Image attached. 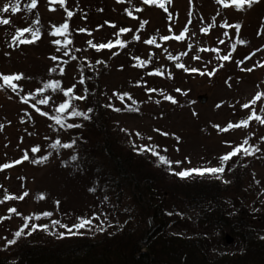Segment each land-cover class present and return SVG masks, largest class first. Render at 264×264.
<instances>
[{"label": "rangeland", "instance_id": "obj_1", "mask_svg": "<svg viewBox=\"0 0 264 264\" xmlns=\"http://www.w3.org/2000/svg\"><path fill=\"white\" fill-rule=\"evenodd\" d=\"M28 3L31 0H21V10L15 14L0 12L10 19L9 25L0 26V76L19 74L23 77L12 82L18 86L19 94L0 79V85H3L0 87V166L12 165L0 170V199L5 197V190L14 197L28 193L22 200L11 199L0 204V217L11 216L0 222V248L6 249L7 254L14 251L9 241L33 236L34 231L31 235L26 234L32 224L48 225L49 231L64 234L68 233L67 229L59 225L53 227L52 220L71 227L86 214L87 218L99 217L93 219L92 227L87 229L98 237V225H122L128 218L132 219L133 226L138 225L143 220L141 206L115 165L118 157L127 163L131 154L134 155L133 163L147 165L146 169L153 165L168 197L179 190L168 173L219 167L220 157L247 139L249 145L260 151L249 159L250 172L240 179L241 189L238 190L240 186L235 185L230 173L224 172L221 177L234 187L235 192L230 195L245 196L249 203L263 201L264 125L251 119L246 128L241 126L227 132L220 129L230 122L235 125L248 119L252 108L243 109L242 105L257 94H261V100L253 107L264 118V112H261L264 67L260 66L264 64V0L251 5L247 0L243 4L230 0L228 8L216 0H152L149 4L143 0L119 3L117 0H65L63 5L59 0L55 3L37 0V7L27 11L24 5ZM160 4H164V8ZM5 5L11 6L10 0H0V9ZM65 8L68 11L77 8L75 22L80 29L86 30L77 31L74 40L71 35L68 37L72 41L68 49L76 60H72L71 55H64V36L51 35L64 23L69 24L70 33L75 32L72 29L75 25H70ZM36 20H39L38 24ZM225 23L230 27L221 26ZM29 27L39 29V38L32 44L14 43L18 30ZM185 27L188 31L184 33V39L176 40L174 37L181 35ZM205 28L207 32L203 31ZM120 29L131 31L116 35ZM224 32L228 35H223ZM134 35H139L140 39L134 40ZM165 36L172 38L162 40ZM25 37L30 38V33H25ZM150 38H155L161 47L146 44ZM56 40L61 44H55ZM109 41L113 44L111 49H98V45ZM118 41L124 42L125 46L119 47ZM57 47L61 51H57ZM226 54L228 61L216 58ZM53 55L58 57L57 61L50 58ZM169 55L173 59H168ZM195 56L200 58L194 59ZM62 61L67 63H60ZM57 63L64 68L62 76L49 74V69ZM177 63L206 74L186 72L177 68ZM221 64L224 65L222 68ZM248 67L253 71H241ZM158 69L162 71L158 73ZM81 71L84 85L78 82ZM85 71H88V78ZM213 71L215 75H209ZM49 80H59L65 90L75 85L74 94L86 96L73 104L77 110L87 112L90 118L66 121L81 127L60 128L53 119L40 115L31 107L35 104L36 108L52 116L55 107L67 99L62 92L53 93L51 89L43 95L37 93V89ZM89 82L92 85H88ZM20 88L23 91H19ZM85 88L87 92H84ZM200 95L207 97L206 103L198 101ZM43 96H51L48 105L36 103ZM119 96H124L123 102ZM166 96L174 98L176 103L165 99ZM24 97L28 98L27 104L23 102ZM114 108L121 111H114ZM96 118L103 129L97 125L92 129ZM105 137L113 151L111 157L103 148ZM56 139L72 143L74 147L53 149L50 145ZM141 145L156 146L159 154L172 162L171 169L158 165V158L150 152L141 153ZM35 146H39V151L33 153ZM25 152L29 160L22 159ZM45 156L48 159L44 162H32ZM72 156L77 160L72 161ZM146 156H151L150 161ZM176 161L181 163L177 166ZM124 167L128 169V165ZM10 208H15L16 213L10 214ZM45 212L52 213L51 217L33 219L21 238L14 236L24 225L25 217L42 216ZM186 226L179 225L177 229L197 230ZM261 227L264 235V224ZM42 240L46 238L38 239Z\"/></svg>", "mask_w": 264, "mask_h": 264}, {"label": "trees", "instance_id": "obj_2", "mask_svg": "<svg viewBox=\"0 0 264 264\" xmlns=\"http://www.w3.org/2000/svg\"><path fill=\"white\" fill-rule=\"evenodd\" d=\"M69 11L74 13L69 20L75 25V32L71 31L74 40L80 29L75 22L77 8ZM96 125L104 128L97 118L92 129ZM106 138L102 140L103 148L111 157L113 151ZM253 156L241 153L224 164L236 186L250 172L249 159ZM133 157L131 154L125 164L118 157L115 165L141 206L143 223L133 226L128 218L122 225H98L99 237L87 229H81L78 235L64 233L63 237L57 231L36 230L33 236L11 244L13 254L0 248V264H264V199L249 203L245 196L230 195L234 187L222 180L223 174H217L219 178L205 175L182 179L175 172L168 175L175 179L179 190L166 197L161 176L153 165L146 169L147 165L133 163ZM146 157L150 161L151 156ZM84 215L81 218H87ZM185 224L197 230L177 229ZM39 234L46 240L38 241L42 238Z\"/></svg>", "mask_w": 264, "mask_h": 264}, {"label": "snow or ice", "instance_id": "obj_3", "mask_svg": "<svg viewBox=\"0 0 264 264\" xmlns=\"http://www.w3.org/2000/svg\"><path fill=\"white\" fill-rule=\"evenodd\" d=\"M52 2L55 3L56 0H52ZM59 2H60L61 5H63L65 3V0H59ZM117 2L118 3L119 2H123V0H117ZM151 2H152V0H143V3H145V4H149ZM216 2L219 3V4H222L225 8H228V7L231 6L230 5V0H216ZM231 2H235L237 4H243L245 2V0H231ZM257 2H259V0H247V3L249 5H251L253 3H257ZM10 5L11 6L5 5L2 9H0V12L5 13V14L11 12L12 14H15V13H17V12H19L21 10V0H14V2H13V0H10ZM36 7H37V0H31V3H28V4L24 5L25 10H27V11H31L32 9H35ZM160 7L164 8V4H160ZM53 10H55V9H53ZM64 10L67 13V19L70 20L71 17L74 15V13L71 12V11H68L67 8H65ZM137 11H140V9H137ZM165 11H167V9H165ZM36 23L38 24L39 20H36ZM143 23H146V22H142V24ZM9 24H10V19H8V18H0V25H9ZM110 26L115 28V25H110ZM221 26L222 27H230V25H227V23H225V24H223ZM236 28H237V34H238L239 26L237 25ZM68 30H69V24L68 23H64L61 26L57 27L56 30L51 33V35H53V36H60V35L64 36V44H63L64 55H71V52L68 49V45L71 44L72 41L68 38L71 35V33ZM78 31L84 32L86 30L85 29H80ZM129 31H131V29H120L119 33H117L116 35H120L121 33H127ZM187 31H188V29H187V27H185V29L183 30L181 35L175 36L174 38L176 40H183L184 39V33H186ZM203 31L207 32L208 29L205 28V29H203ZM25 33H30V38L25 37ZM88 34L91 35V33H88ZM223 35H228V33L224 32ZM39 36H40L39 29L33 30V28L29 27V28H25L23 30H18L17 35L15 36V39H14L13 42L14 43L18 42L19 44H23V45L32 44L33 42H35L39 38ZM22 37H24V38H22ZM170 38H172V37H168V36L161 37V39L165 40V41L169 40ZM133 39L138 41L140 39V37H139V35H134ZM54 43L57 44V45H60L61 41L60 40H56ZM89 43H91V42H89ZM117 43H118L119 47H121V48L125 46L124 42L118 41ZM145 43L148 44V45H155L157 48L161 47L159 44H157L155 38L147 39L145 41ZM220 43L223 44L224 40L221 39ZM240 43L243 44L244 41L241 40ZM93 47H97V46L93 45ZM112 47H113V44H112L111 41H109L107 44L98 45V49H105V48L111 49ZM189 48H191V45H189ZM56 50L57 51H61V48L57 47ZM75 50L79 51V49H75ZM213 51H216V49H213ZM50 58L53 61H57L58 60V57H56L55 55H53ZM199 58H200L199 56H195L194 57V59H199ZM216 58L219 59V60L228 61L229 60V55L226 54V55H223V56H217ZM71 59L72 60H76L77 58H76L75 55H71ZM168 59L171 60V59H173V57L171 55H169ZM176 59H179V57H176ZM249 59H250V57H249ZM60 63L66 64L67 61H62ZM60 63H57L56 67H52V68L49 69V74L50 75H52V74H58V75H61V76L64 75V68L60 67ZM143 63H147V62H143ZM237 63L240 64V63H243V61H237ZM223 66H224L223 64L220 65L221 68ZM260 66L264 67V64H262ZM176 67L177 68H182L186 72H188V71L199 72V74L202 75V76L206 74L205 72L200 71L199 69H196V68L189 69V68L185 67V65L182 64V63H177ZM57 69H59L58 73H57ZM161 71L162 70H159V69L157 70L158 73L161 72ZM241 71L251 72V71H253V68L252 67L241 68ZM149 74L151 75L152 73H149ZM209 75H215V72L213 71L212 73H209ZM22 78L23 77L21 75H19V74L0 76V79L5 81L7 83V86L10 87L13 92H17V94H19V92L17 91L18 86L16 84L12 83V82L13 81H19ZM78 82L81 85L85 84V79H84L82 71H81V77H80ZM0 87H3V85H0ZM49 89H51V91L53 93H56L57 91L62 92V94L67 99L64 100L63 102L59 103L58 106L55 107V114L52 115V116H49V113L42 112L39 108H36L35 104L31 105V107L35 108L36 111L40 113V115L48 116L49 119H53L55 124L59 125L60 128H63V129H73V128H78V127L82 126L80 124L67 123L66 121L69 120V119H75L77 117H80V118H82L84 120H87V119L90 118L87 112L77 110L76 106L73 104V101H82V100L86 99V96H84V95L74 94L75 85H72L70 88L65 90V89L62 88L61 82L59 80H49L48 82H45L43 84L42 88L37 89V93L43 95V93L46 92ZM19 91H23V89L20 88ZM149 91H155V90L154 89H150ZM177 91H179V89H177ZM84 92H87L86 88L84 89ZM186 94L187 93H185V95ZM30 95H31L32 99H36L35 95H32V94H30ZM119 99L123 102L124 96H119ZM129 99H130V97H129ZM165 99L170 100L174 104L176 103V100L174 98H172L171 96H166ZM50 100H51V96H43V98L38 99L36 101V103L40 104V105H48ZM260 100H261V94H257L249 103H246V104L242 105L243 109H248L250 107L252 108L251 115H250V117L248 119L242 120L241 122L236 123L235 125H233L230 122L225 128L220 129V131L227 132L229 129L240 128L241 126L246 128V127H248L249 120H251V119H255L259 124L264 125V118H262L260 115H258L256 110H255V108L253 107ZM23 102L27 104L28 103V98L24 97L23 98ZM133 103H135V101H133ZM69 109H71V111H69ZM113 110L117 111V112L121 111L120 108H114ZM90 111L91 110H89V112ZM261 112H264V106L261 107ZM214 127L219 128V126H214ZM0 130H2V126H0ZM157 131H159V130H157ZM162 134L163 135H168L167 133H162ZM137 135L139 136V133H137ZM149 139H151V138H149ZM262 139H264V138H262ZM245 145H247V147H245ZM50 147L53 148V149H56L58 147L59 148H63V149H71V148L74 147V144H72V143H62V141L60 139H56L55 142L50 145ZM38 151H39V146H35V147L32 148V152L33 153H36ZM139 151L141 153L150 152L153 156H156L158 158L159 165L166 166L169 169H171L172 162L169 160V158L167 156L160 155L156 146H154V145L153 146H143V145H141ZM164 151H167V149H165ZM258 151H260V150L257 147H255L253 145H249L248 144V140L245 139L240 146H237V147L233 148L232 151H230L229 153H227L225 155H222L220 157L221 166H219V167H209L207 169H201V168L186 169V170L181 171L179 173H173V174H176V175L180 176V178H182V179L183 178H192L194 176H205V175H216V178H219V176L217 174H223L225 172L224 164L227 161L231 160L233 157H236V156H238L241 153L244 156H252V155L256 154ZM22 159L23 160H29V156H28L27 152H25V154H24ZM47 159H48V157L45 156V157H42L40 160H33L32 162H34V163L44 162ZM71 160L72 161H76L77 157L76 156H72ZM16 163L19 164V163H21V161H16ZM180 163H181L180 161H176L175 162V164L177 166ZM189 163H190V161H189ZM11 166L12 165L5 164L3 166H0V170H2L3 168L11 167ZM225 183H227V181H225ZM90 190L94 191V189H90ZM27 195H28V193L25 192L20 197H14V196H11V195L7 194V190H5V197L3 199H0V204H3L6 200H11V199H20V200H22ZM8 212L10 214L11 213H16V209L15 208H10V209H8ZM51 215H52V213L45 212V213H43L42 216L41 215H36L34 217H25L24 218V220H25L24 225L22 226L21 229H19L16 233H14V236L16 238H21L22 234H25L24 230L29 227V224L31 223V221L33 219L40 220V219H43V218H50ZM10 218H11L10 215L7 216V217H0V222H3L4 219H10ZM93 219H99V217L80 218L79 219V223L74 225V226H72L71 228H69L67 225L60 224V222L58 220H52L51 223H52L53 227H56L57 225H59L62 228H66L67 232L69 234L78 235V234H81L80 233L81 229H88V228L92 227ZM38 228L40 230H44V231H48L49 230L48 225H42L41 226V225L32 224L31 230L28 231L26 234L27 235H31V233L33 231H36ZM60 235H61V237H63V234H60ZM15 242H16L15 239H13L12 241H9L10 244H14Z\"/></svg>", "mask_w": 264, "mask_h": 264}, {"label": "water", "instance_id": "obj_4", "mask_svg": "<svg viewBox=\"0 0 264 264\" xmlns=\"http://www.w3.org/2000/svg\"><path fill=\"white\" fill-rule=\"evenodd\" d=\"M198 101L204 104V103L207 102V97L204 96V95H200V96L198 97Z\"/></svg>", "mask_w": 264, "mask_h": 264}]
</instances>
